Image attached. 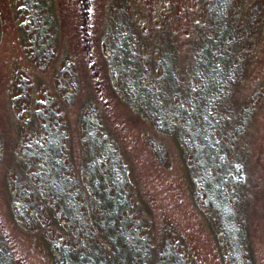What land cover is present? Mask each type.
I'll list each match as a JSON object with an SVG mask.
<instances>
[{
    "label": "rangeland",
    "instance_id": "obj_1",
    "mask_svg": "<svg viewBox=\"0 0 264 264\" xmlns=\"http://www.w3.org/2000/svg\"><path fill=\"white\" fill-rule=\"evenodd\" d=\"M210 68L218 84L238 78L235 106L248 113L245 186L253 181L258 190L237 249L222 240L216 212L199 198L205 191L196 193L176 137L156 132L123 95L137 73L168 81L165 72L177 76L176 69L197 85ZM173 80L174 88L158 81L162 91L156 86L151 99L167 106L173 93L182 94ZM63 125L72 163L87 169L86 184L108 185L104 148L121 151L113 163L123 178L112 185L126 201L116 220L129 240H142L131 242L128 257L116 237L113 250L111 228L93 226L106 204L85 206L75 197L72 209H62L72 211L67 219L53 199L46 212L39 200L56 193L34 170L33 156H16L17 146L29 151L50 135L57 172L68 173ZM93 140L99 145L91 148ZM0 237L9 264H59L63 256L67 264H159L158 256L172 264H264V0H0Z\"/></svg>",
    "mask_w": 264,
    "mask_h": 264
},
{
    "label": "trees",
    "instance_id": "obj_2",
    "mask_svg": "<svg viewBox=\"0 0 264 264\" xmlns=\"http://www.w3.org/2000/svg\"><path fill=\"white\" fill-rule=\"evenodd\" d=\"M125 47L123 44L120 46L122 52ZM207 62L210 63V60ZM155 68L153 67L152 70L154 71ZM165 73L169 76V78L166 76L168 81L166 78L163 81L146 75L142 76V74L139 76V73L135 74L133 79L127 81L130 91L127 90L123 95L130 103L140 107V110L138 109L135 112H140L141 116L146 120L149 118L156 132H167L176 137L181 149L185 150V156L191 161V163H187V167L189 168L188 172L196 193L201 194L200 190L205 191L206 194L204 192V194H201L202 196L198 195L199 198H202V201L216 212V217L221 224V232L219 233L222 240L230 241V243L228 241L227 243L230 244L232 249L242 247L245 245L248 223L246 207L251 202L250 194L258 190V187L256 184H252L254 183L253 181L248 187L245 186L249 176V166L245 162L250 156V140L247 132L248 113H244L238 106L236 108L235 103L237 102L233 96L240 81L237 80L238 78H228L223 85L218 84L214 79L211 68L208 69V74L199 78L201 81H197V85H194L191 82L192 80L187 79L182 71H176L175 69L174 73L177 76H173L169 69ZM170 76L175 81L183 84V90L182 94L173 93L168 99L167 106H165L156 99H151L153 98L152 94L154 96L152 91H154L156 86L159 89L161 84L158 81L174 88L175 83L172 82L174 80ZM179 76L182 80L184 77V80L178 79ZM139 82L145 85V88H141ZM116 83L117 86L115 87L119 88L118 82ZM122 91L123 88L120 87L119 92ZM159 91L162 90L159 89ZM123 95L119 94L122 99H124ZM199 99L201 104L198 103ZM237 105H239V102ZM132 109L136 110V107L133 105ZM180 124L183 125L185 131L183 137H185L184 141L186 143L184 144L178 139L179 135H177L178 133L175 130L177 127L181 128ZM62 134L65 136L68 173L57 172L60 159L57 158L58 151L54 148L52 136L49 135L44 141L37 142L36 146L33 149H29V151H23L19 146L16 147L18 149L16 150V156L20 159L21 153H23L25 159L29 156H33L36 159L34 170L41 174L43 182L51 192L56 193L52 197L39 200L41 206L46 207L45 210L47 212V208L53 203V199H59L61 214L66 217L71 215L72 217V211L68 210L65 214L62 209H72L75 206V197L78 198L79 204L85 206L90 203V200L98 204L99 202L106 204V209L103 212L104 218L101 217L102 220L100 221L97 219V223L95 221L93 226L96 224L98 227L111 228L112 235L108 236V240L113 244V250L116 253L117 250L119 251V246L114 243V237H116L120 239V245L125 247V257H128L131 255V242H142V240L133 238L129 240L124 232L122 233L124 231L122 221L116 220V217L121 213L119 211L123 210L121 209L123 202L126 201L124 193L112 185L114 183L119 184L123 178L120 173H117L116 166L113 163L120 159L121 151L118 148H104V157L107 164L103 166V169L104 177L107 176L109 178L108 185L102 184L97 179L92 180L91 184H86L84 182L88 177L86 167H83L80 163L78 165L73 164L68 155L67 134L64 125ZM59 136L61 137L62 135L59 134ZM38 143L40 146H38ZM97 144L99 145L98 141L93 140L90 146L92 148L93 145L97 146ZM44 155H46V158ZM89 168L91 166L88 164V170ZM123 171H125L124 167ZM127 172L124 173L126 179L130 176L129 166ZM70 186H72L73 191L68 193L65 188ZM91 187L98 189L99 191H97L100 192V195H94L97 194V191L94 194L90 193L89 189ZM54 188H58V190H54ZM15 205L17 206L18 204L15 203ZM16 206L11 207L12 211L15 214H21ZM94 211H96L95 207L91 208L88 206L87 212L90 215H94ZM47 216L50 217L48 214ZM117 222H119V228L117 227L116 230L113 225H116ZM91 229L94 228L92 227ZM4 245L5 241L0 237V264H9L11 262L10 252ZM145 251L147 250L145 249ZM92 253H103V251L93 247ZM103 254L108 257L105 253ZM88 259L89 263L82 262L84 261L83 258L80 259V263L95 264L90 258ZM158 259L159 264H172L165 256H158ZM68 260V258L63 256L58 262L59 264H67L69 263ZM98 264L102 263L99 262ZM124 264H130V262L126 261Z\"/></svg>",
    "mask_w": 264,
    "mask_h": 264
}]
</instances>
